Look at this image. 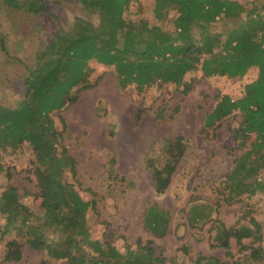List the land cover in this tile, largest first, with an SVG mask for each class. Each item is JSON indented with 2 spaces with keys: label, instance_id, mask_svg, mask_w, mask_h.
I'll use <instances>...</instances> for the list:
<instances>
[{
  "label": "rangeland",
  "instance_id": "obj_1",
  "mask_svg": "<svg viewBox=\"0 0 264 264\" xmlns=\"http://www.w3.org/2000/svg\"><path fill=\"white\" fill-rule=\"evenodd\" d=\"M28 1L21 0L23 5ZM237 1L249 2L247 10L252 6L260 7L258 14L262 17L263 0ZM42 6L44 10L33 14L25 7H6L0 0V108L16 109L24 101V80L43 65L37 55L46 50L49 42H54L57 32L70 34L79 24L94 27L99 22L97 15L86 11L82 0H42ZM153 11L154 0H130L123 17L151 25L155 22ZM258 20L261 19L257 16L248 19L243 13L235 24L236 34L259 29ZM226 23L217 21L210 25L206 37L216 38V47L222 45L231 29ZM163 30L172 32V24L165 22ZM198 33L197 29L192 31L195 40H199ZM62 43L59 41L58 49ZM86 70V83L90 87L77 94L74 104L51 113L50 117L56 131L62 134L61 145L76 162V176L65 169L62 180L73 185L84 201L96 204L95 210H88L85 217L88 240L99 242L105 254L109 244L122 255V258H110V264L132 263L136 256L140 257L139 264H146L145 258L139 255L138 239L141 247L151 241L152 257L164 259V264H213L206 260L197 263L201 257L213 258L222 264L236 261L264 264V193L246 198L223 188L232 162L250 149L254 136L250 137L246 148L235 149L232 130L241 121L238 112L216 124L218 126L203 129L204 118L214 107L217 96L227 95L232 100L242 98L245 84L256 79L257 70L252 69L241 78L209 79L203 78L200 71H193L185 76L184 85L178 89L167 84L161 88L144 86L141 91L135 85L119 89L112 67L90 61ZM187 87L188 92H183ZM77 89H72L71 95ZM60 118L66 124L65 131ZM178 137L183 139L184 155L168 189L157 195L148 160L158 157L164 141ZM35 162L28 144L12 149L2 147L0 142V194L9 185L16 188L22 203L33 214L26 218L25 227L39 229L50 245L57 247L69 236L67 230L43 218L40 199L32 201L27 197L39 191L33 171ZM8 170L10 181L7 180ZM263 177L264 173L260 178ZM235 198L238 200H233ZM150 206L168 214L169 228L163 238L154 237L143 225L144 212ZM22 216L21 212L17 219ZM251 218L259 224L257 234L261 242L254 244L246 239L242 244L255 248L260 244L259 262L244 259L249 252H240L241 246L234 239L229 241L228 251L215 247L218 232L215 227L221 224L226 229L250 228L253 235L256 231L249 223ZM6 220V216L0 214L1 230ZM17 227L0 235V264H39L41 260H46L47 264H67L65 260L49 257L46 250L30 248L24 239L27 228L23 227V233L18 235L20 228ZM75 239L80 240V236ZM11 240L21 244L18 263L3 261L5 246ZM80 250L88 257L99 255L89 242L80 244Z\"/></svg>",
  "mask_w": 264,
  "mask_h": 264
},
{
  "label": "trees",
  "instance_id": "obj_2",
  "mask_svg": "<svg viewBox=\"0 0 264 264\" xmlns=\"http://www.w3.org/2000/svg\"><path fill=\"white\" fill-rule=\"evenodd\" d=\"M2 2L12 9L25 7L33 14L44 10L42 0H30L24 5L21 0ZM129 3L130 0H82L86 11L98 16L97 26L79 24L73 29L74 35L57 32L53 37L54 42H49L46 50L37 55L43 65L24 80V101L16 109L0 108L2 147L16 149L26 143L36 161L33 171L39 191L27 197L32 201L40 199L39 208L43 211V218H48L53 225L63 226L69 236L60 246L52 247L39 229L25 227L26 218L33 215L32 211L22 203L16 188L10 185L0 194V214L7 219L4 229H0V235L2 237L15 226L20 228L17 234L21 235L25 227L24 239L30 248L46 250L49 257L65 260L67 264H110V258H122L111 245L107 244L108 253L105 254L99 242L88 240L85 217L88 210H95L96 204L95 201H84L73 185L62 180L65 169L76 176V162L61 145L62 134L56 131L50 117L51 113L74 104L78 99L77 94L90 87L86 83V68L90 61L112 67L119 89L135 85L138 91L144 86L150 88L156 85L161 88L167 84L178 89L184 85L185 76L193 71H200L205 79L224 76L241 78L248 71L256 69V79L245 84L242 98L232 100L227 95L217 96L214 107L204 118L203 129L219 125L225 118L236 116V112L241 115L238 127L232 130L235 149L246 148L250 137L254 138L250 149L232 162L223 188L246 198L264 193V177L260 178L264 173V13L260 17V7L252 6L247 10L249 2L237 0H154L155 22L150 25L146 21L132 22L130 18L123 17ZM261 10L264 11V0ZM243 13L248 19L252 16L261 19L258 20L260 28L236 34L238 30L234 29L235 24ZM217 21L227 22L231 29L222 45L216 47L217 39L206 36L210 25ZM165 22L172 24V32L163 30ZM194 29L199 31V40L192 36ZM58 40L63 41L60 49ZM77 87L74 95H71L72 89ZM188 90L187 87L183 92ZM60 121L65 131L66 124L62 118ZM182 141V137L164 141L158 157L148 160L157 195H162L168 189L171 177L184 155ZM7 180H11L9 170ZM21 212L24 216L17 219ZM16 220H19L18 225ZM249 223L256 231L253 235L250 228L226 229L219 224L215 227L218 230L214 238L215 247L228 251L229 241L234 239L241 246L240 252H249L243 256L246 257L244 259L259 262L262 252L260 244L257 248L242 244L246 239H251L254 244L261 242L257 234L259 224L253 218ZM143 225L154 237L163 238L169 228L168 214L156 206L147 207ZM75 236H80V240H76ZM137 241L139 255L145 258L146 264H164V259L152 257L151 241L143 247L140 240ZM85 242H89L99 253L97 257H88L81 252L80 244ZM5 247L3 261L18 263L22 254L21 244L11 240ZM139 258L136 256L132 263L126 261L118 264H139ZM201 260L222 264L204 257L198 258L197 263ZM39 264H47V261L41 260ZM234 264L239 263L236 261Z\"/></svg>",
  "mask_w": 264,
  "mask_h": 264
}]
</instances>
